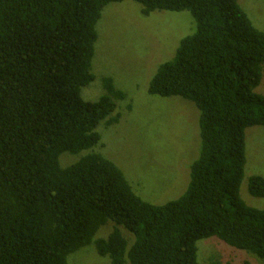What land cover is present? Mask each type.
<instances>
[{
	"label": "trees",
	"instance_id": "16d2710c",
	"mask_svg": "<svg viewBox=\"0 0 264 264\" xmlns=\"http://www.w3.org/2000/svg\"><path fill=\"white\" fill-rule=\"evenodd\" d=\"M123 1L143 17L189 12L195 23L147 89L198 112L189 183L163 205L142 201L94 152L97 127L117 124L125 93L105 78L96 102L81 98L94 80L96 25ZM263 67L264 33L237 0H0V264H68L90 245L109 264H200L197 243L210 238L264 264V210L240 197L245 131L264 128L254 92ZM65 155L77 160L62 167ZM248 193L263 198L264 179L251 176Z\"/></svg>",
	"mask_w": 264,
	"mask_h": 264
},
{
	"label": "rangeland",
	"instance_id": "374dc122",
	"mask_svg": "<svg viewBox=\"0 0 264 264\" xmlns=\"http://www.w3.org/2000/svg\"><path fill=\"white\" fill-rule=\"evenodd\" d=\"M237 3L252 25L264 33V0ZM96 31L98 40L91 61L94 80L82 88L81 98L96 102L104 95L103 80L111 78L126 99L117 102V124L105 127L102 122L97 127L100 143L93 148L94 152L121 170L142 201L163 205L178 199L187 188L190 166L200 151L198 112L190 102L178 97L150 96L147 89L157 68L172 60L179 41L195 31L193 18L189 12H155L143 17L137 4L123 1L104 8ZM254 92L264 96V67ZM245 141L246 165L240 197L247 206L264 210V197L248 193L251 176L264 179V128L246 129ZM76 160L65 155L60 164L65 167ZM111 228V222L102 226L94 240L106 238ZM197 248L200 264H206L210 258L222 264H259L253 256L215 238L199 241ZM68 264L109 262L90 245L71 255Z\"/></svg>",
	"mask_w": 264,
	"mask_h": 264
}]
</instances>
